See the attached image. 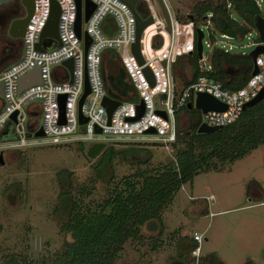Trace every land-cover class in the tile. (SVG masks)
<instances>
[{
    "label": "built area",
    "instance_id": "1",
    "mask_svg": "<svg viewBox=\"0 0 264 264\" xmlns=\"http://www.w3.org/2000/svg\"><path fill=\"white\" fill-rule=\"evenodd\" d=\"M84 1L80 0L77 35L74 29L75 0H56L57 37H54L40 35L49 15L50 0H33L19 43L14 47V58L0 68L1 149L29 144L89 145L98 141L130 140L139 133H149L168 150L175 141L176 113L187 102L193 107L197 91L213 95L224 102L225 107L203 112L198 109L196 126L202 122L218 127L233 121L243 103L264 87V50L258 52L252 61L256 71L251 73V65L241 86L226 89L205 74L210 68L208 55L214 45L206 39L208 47L203 53L201 37L198 73L193 79H187L175 97L172 63L175 56L195 49L192 22H174L167 8L169 30H166L157 1H144L152 21L142 28L138 38L139 61L132 51L135 19L131 8L122 0H91L93 7L84 18ZM260 1L254 0L258 15L264 18ZM164 3L166 5L165 0ZM200 22L208 30H213L209 19ZM179 34H182L181 40H178ZM259 42L258 39L254 45ZM19 45L22 49L17 55ZM67 58L71 59L70 67L63 62ZM111 63L121 67L130 85L124 93L115 90V96L105 93L103 88L105 71H112ZM33 67L38 68V79L19 88V77ZM85 87L88 91L79 101ZM61 93H64L62 108L58 98ZM134 94L136 100L131 98ZM103 95L117 100L109 113L101 103ZM154 96H157L156 100ZM139 98L142 99V111L132 118ZM13 111L14 118L11 117ZM80 114L84 117L82 121L79 120ZM38 116L40 121L36 120ZM149 127L153 128L152 132L145 131ZM39 128L42 133L33 135ZM27 131L30 136L26 135ZM191 237L196 242L191 251L197 255L202 232L193 230Z\"/></svg>",
    "mask_w": 264,
    "mask_h": 264
},
{
    "label": "rangeland",
    "instance_id": "2",
    "mask_svg": "<svg viewBox=\"0 0 264 264\" xmlns=\"http://www.w3.org/2000/svg\"><path fill=\"white\" fill-rule=\"evenodd\" d=\"M193 1L165 0L171 14H180L183 22ZM16 4L19 9L17 14H23L24 8L19 0L0 2V12ZM260 9L264 10L263 0L260 1ZM197 24L203 31V53L208 47L206 39L214 46L247 53L259 39L255 27H248L243 35L237 37L221 35L218 31L211 33L202 22ZM2 40L16 41L20 38L10 36L6 25L3 29L0 26ZM21 49L19 45L17 55ZM15 51L13 47L5 60L11 61L9 59L14 57ZM180 61L173 62L176 65L172 63L175 97L185 84L183 81L191 76L185 56L180 57ZM111 65L112 72L117 73L118 67L114 63ZM110 72L105 71L106 84L103 88L105 93L115 96L114 76ZM131 98L136 100L137 95ZM156 99L157 96H154ZM179 115L180 127H185L189 119H194L193 115L185 112ZM36 120L40 121V116ZM106 144L111 145L114 151L126 148L135 150L127 156L123 152L114 153L105 174L94 168L98 154L92 158L86 156L87 143L29 144L20 148H0V264H14L11 259L15 256L26 257L30 264H38V259L48 257L60 246L64 238L60 229L63 216L56 204L63 178L58 176V171L65 172L71 193L91 204L103 199L123 175L136 169L154 171L174 160L175 151L182 147L179 141L167 150L149 133H139L130 140H115ZM263 198L264 143L249 149L243 156L220 169L201 171L191 181L182 183L160 211V222L156 228L148 229L141 225L137 237L124 242L115 264H195L196 258L179 246L180 241L184 242L183 238L176 235H189L193 229L202 232L199 243L201 254L208 252L209 244L217 246L214 254H208L210 264L223 263L220 252L224 254V264H232L231 254L237 251L242 264H264V204L258 202ZM235 227L241 231L240 238L243 239L245 235L251 238L246 242L239 240L240 248L235 241ZM219 229L224 233V240L216 237L215 232ZM243 253L254 255L253 260L243 257ZM167 257H170V262L165 259Z\"/></svg>",
    "mask_w": 264,
    "mask_h": 264
},
{
    "label": "trees",
    "instance_id": "3",
    "mask_svg": "<svg viewBox=\"0 0 264 264\" xmlns=\"http://www.w3.org/2000/svg\"><path fill=\"white\" fill-rule=\"evenodd\" d=\"M134 8L142 17L148 14L143 0H137ZM257 14L254 0H195L185 13V22H192L194 36L197 23L207 18L213 29L211 33L218 31L238 37L248 27H254L253 19ZM174 17L176 22L183 23L180 14L175 13ZM18 41H0V68L9 62L5 59ZM183 56L191 70L190 79H193L198 73L196 51L193 49L177 55L173 62L181 63L180 57ZM208 63L210 68L205 74L218 81L223 88L234 89L245 82L252 59L247 52L214 46L209 52ZM117 69V73L110 70L114 76L113 85L116 91L124 93L130 85L121 67ZM180 112L194 116L185 127L179 126ZM198 117V109L180 108L176 113V136L172 145L181 141L182 147L175 151L174 160L154 171L136 169L123 175L100 201L85 203L81 196L71 193L65 172L58 171L63 180L59 185L56 206L63 216L60 229L64 238L48 257L38 259V264H115L124 242L137 237L141 225L148 229L156 228L160 222V211L182 183L191 181L201 171L220 169L249 149L264 143V97L242 109L233 121L210 132L195 130ZM134 150L114 151L111 145L106 144L98 152L94 168L105 174L114 153L123 152L127 156ZM11 261L14 264H30V260L20 256L12 257Z\"/></svg>",
    "mask_w": 264,
    "mask_h": 264
},
{
    "label": "water",
    "instance_id": "4",
    "mask_svg": "<svg viewBox=\"0 0 264 264\" xmlns=\"http://www.w3.org/2000/svg\"><path fill=\"white\" fill-rule=\"evenodd\" d=\"M0 1L3 2V1H7V0H0ZM122 1H124L131 8L133 15H134L135 31H134V41L132 42V51L134 52L137 59L139 61H141V57H140L139 50H138V38H139V35H140L142 28L152 21V17L150 14H147L145 17H142L138 14V12L134 8V3L136 0H122ZM156 1L158 3L160 11H161V13L164 17V20H165V29L169 30V14H168L167 7L164 3V0H156ZM19 2L24 8V13L21 15H18L16 17L11 18L8 21V25H7V33L12 37H19L22 34L23 29H24V25H25L27 18H28L29 14L32 10V7H33V0H19ZM75 3H76V17H75V21H74V29H75L76 34L79 35L80 0H75ZM92 7H93V2L91 0H85L84 1V18L87 17V15L90 12V10L92 9ZM57 14H58V4H57L56 0H50L49 15H48L46 23H45V25L41 31V34H40L41 36L42 35H51V36L57 37V34H56ZM188 17L191 18V15L189 14ZM253 24H254V27L257 31L258 38L261 42L255 44L248 52L251 56L252 61L254 60V56L258 52L264 50V43H263L264 42V18L257 14L253 19ZM194 31H195V36H194L195 51H196L197 56L199 57L200 52H201L202 30L199 27H196ZM181 39H182V34H179L178 40H181ZM87 40H88V38H86V41ZM36 46H38V42L36 43ZM63 62L70 67V63H71L70 58L63 60ZM255 71H256V66L253 64L252 69H251V73H253ZM145 72L149 75V71L147 68H145ZM37 79H38V68L33 67L28 72L24 73L23 75H21L19 77L18 87L21 88L24 85H26L27 83L34 81V80H37ZM87 91H88V89H87V87H85V90L83 91L79 101L81 100L82 96ZM0 93H1V91H0ZM263 97H264V87H261L255 96L251 97L249 100H247L243 103L242 109L256 103L257 101H259ZM58 98L60 100V108H62L64 93L59 94ZM116 102H117L116 99H112L106 95H103L102 100H101V103L105 106L108 113ZM142 107H143L142 99L139 98L138 103L136 104V114L132 118L137 117L141 113ZM190 107H191V103L187 102L186 108H190ZM193 107L196 109H199L200 111L203 112L207 109H223L225 107V103L220 101L219 99H217L216 97H214L213 95H211L205 91H197V93L194 97V100H193ZM158 112H161L163 114V111H161V110H158ZM14 113H15V111H13L11 113L12 118H14ZM61 113H62V110H61ZM79 120L80 121L84 120V117H82L81 114H80ZM216 128H217L216 126L206 125L205 123L201 122L196 126L195 130L197 132H210ZM145 131L146 132H152L153 128L149 127ZM41 133H42V131L39 128L38 130H36L33 133V135H40ZM26 135L30 136V132L27 131ZM104 145H105V143L102 141L93 142V143L87 145V147L85 149L86 156L90 157V158L96 156L98 154V152L104 147ZM1 162H2V158H1V153H0V163Z\"/></svg>",
    "mask_w": 264,
    "mask_h": 264
},
{
    "label": "crops",
    "instance_id": "5",
    "mask_svg": "<svg viewBox=\"0 0 264 264\" xmlns=\"http://www.w3.org/2000/svg\"><path fill=\"white\" fill-rule=\"evenodd\" d=\"M116 67H118V65H115ZM188 67H189V64H188ZM105 79H106V75H105ZM116 90V88L114 87V89H113V92ZM263 201H264V198L263 199H261V200H259L258 202H261L262 204H264L263 203ZM214 212H216V211H214ZM193 230H195V231H198L197 229H193ZM192 230V231H193ZM233 230H236L235 231V234H236V236H235V238H236V242H237V247L238 248H240L239 247V240H241L242 238H240V235H241V231H240V229L239 228H237V227H235V228H233ZM256 230V229H255ZM254 230V231H255ZM192 231L190 232V234L188 235H179V234H176V235H178V236H181L182 238H183V243H181V241L179 242V246H180V248L181 249H186V250H188V252H189V254H192V257L193 258H196L195 259V261L193 262V263H195V264H210V262H209V260H208V254L209 253H211V254H214V251H216V245H212V244H209V246L207 247V249H208V252H204L203 254H201V249L199 248V252H198V254L197 255H194L193 254V252L191 251L192 250V248L194 247V245L196 244V242L192 239V237H191V233H192ZM216 237L217 238H220V237H222L223 238V235H224V233H223V231H222V229H219V230H216ZM204 239H206V237H204ZM225 239V237L223 238V240ZM182 240V239H181ZM243 241H249V240H251V238H250V236H248V235H245L244 237H243V239H242ZM241 240V241H242ZM248 249L250 248V246H248L247 247ZM234 249V248H233ZM239 251H237V253L236 254H231V263L232 264H242V261H241V259H239V253H238ZM221 253V256H219V257H221V260H223L222 262L223 263H221V264H224V256H222V255H224L222 252H220ZM217 254V253H216ZM218 255V254H217ZM244 256H247L248 258H250L251 260H253V258H254V255H249V254H245V253H243V257ZM170 257H167V258H165V259H167V261L168 262H170L171 261V259H169ZM168 264V263H167ZM252 264H253V262H252Z\"/></svg>",
    "mask_w": 264,
    "mask_h": 264
},
{
    "label": "flooded vegetation",
    "instance_id": "6",
    "mask_svg": "<svg viewBox=\"0 0 264 264\" xmlns=\"http://www.w3.org/2000/svg\"><path fill=\"white\" fill-rule=\"evenodd\" d=\"M17 11H19L17 4L15 7H11L7 10L1 11L0 12V26L2 27V29L8 25V21L13 18L18 16L19 14H17Z\"/></svg>",
    "mask_w": 264,
    "mask_h": 264
}]
</instances>
